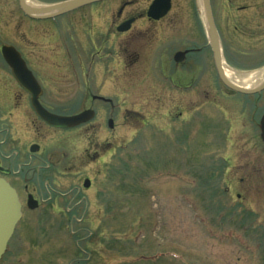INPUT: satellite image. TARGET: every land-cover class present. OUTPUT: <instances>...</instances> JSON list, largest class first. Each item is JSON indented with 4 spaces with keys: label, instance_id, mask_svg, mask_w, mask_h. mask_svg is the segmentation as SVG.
I'll use <instances>...</instances> for the list:
<instances>
[{
    "label": "rangeland",
    "instance_id": "rangeland-1",
    "mask_svg": "<svg viewBox=\"0 0 264 264\" xmlns=\"http://www.w3.org/2000/svg\"><path fill=\"white\" fill-rule=\"evenodd\" d=\"M31 1L52 5L66 0ZM128 1L134 2L129 13L142 12L152 2ZM7 5L20 11L19 0H0V8ZM174 12L181 41L184 28L202 20L200 0H175ZM172 21L173 16L165 23L158 50L170 38ZM19 36L1 34L0 46L20 45ZM109 46L111 51L105 49L100 57L91 47L94 55L82 70L69 57L48 73L52 90L49 76L62 83H56L62 92L48 95L58 101L53 112L84 111L68 102L93 95L108 96L114 105L92 108L99 114L85 128H44V154L32 160L29 153L21 156L19 163L29 164L22 170L28 178L52 166L40 173L43 182H51L44 193L55 196L57 189L65 197L58 195L53 207L44 206L52 215L25 212L2 264H264L263 151L240 143L230 156L213 121L200 123V129V115L192 117L184 136L189 125L171 117L175 109L167 80L154 78L157 66L160 76L168 77L167 52L156 64L155 49L133 46L123 70L124 57L116 54L114 41ZM202 101V94L193 93V110ZM110 119L114 129L108 127ZM57 169L64 172L58 188ZM84 178L91 180V190L84 189ZM28 184L31 188L35 180Z\"/></svg>",
    "mask_w": 264,
    "mask_h": 264
},
{
    "label": "flooded vegetation",
    "instance_id": "flooded-vegetation-1",
    "mask_svg": "<svg viewBox=\"0 0 264 264\" xmlns=\"http://www.w3.org/2000/svg\"><path fill=\"white\" fill-rule=\"evenodd\" d=\"M155 1L152 0L148 8L142 12L129 13L128 9L133 6V1L103 0L46 18L30 16L20 6V11L11 9L9 5L0 8V36L9 32L16 33L20 35L18 38L21 41L18 45L20 47L11 43L0 46V176L17 191L22 218L27 210L32 212L43 210L46 214L52 215L44 206L52 204L53 207L57 197H65L63 192L57 189L52 190L55 196L50 197L48 193L46 195L44 193V190L49 191L48 184L51 182H43L40 173L43 169L51 170L52 166L44 167L28 178L22 170L28 168L29 164L19 163L24 154L29 153L30 160L44 154L43 143L46 136L43 134L44 128L62 130L51 127L42 120L36 106L56 115L74 116L87 110H94L92 108L95 106L105 108L114 105L108 96L93 95L81 99L76 97L74 101L68 102L72 103L73 107L84 108V111L74 114L53 112L50 109L56 107L53 104L58 101L51 100L48 95L49 92H62L56 85L62 83L60 80L56 81L54 76H49L53 85L52 90L50 85H47L48 73L61 67L62 61L69 57L76 61L78 69H84L85 61L94 55L90 54L91 47L97 50L96 55L100 57L105 49L111 51L109 46L111 41L118 47L116 54L124 57L119 64L123 70L128 68V51H131L133 46L136 50L144 48L143 46L155 49L154 52L157 51L158 53H155L159 56L156 64H160L159 59L164 58L163 51L167 52L168 77H161L160 66H157L154 78L157 82L167 80V86L173 94L169 102L175 109L171 117L182 119L185 125H189L185 127L184 136L189 134L193 123L192 117L200 115L198 120L200 129V123L210 120L215 124L216 131L222 132L221 139L227 154L240 143H245L244 147L256 145L264 154L261 129L264 120V0H209L221 54L222 71L225 76L227 70L241 79L237 83L230 81L236 87L235 90L227 87L220 76L208 34L204 1L200 0L201 22L195 21L192 26L184 28L181 41L176 37V28L179 24L178 17L174 15L175 0H170L168 11L159 19L148 16L149 9ZM171 16L173 21L170 38L158 50L163 41L161 36L165 32V23ZM129 40L137 44L131 45ZM5 46L14 47L20 54L33 76L29 85L37 86L35 91L20 84L3 55L2 50ZM98 46L99 49L96 48ZM47 66H50L49 69ZM253 76L254 80H245ZM244 80L251 83L246 85L248 82ZM176 93L181 95L177 99L174 96ZM193 93L203 95L202 103L194 107V110L190 105ZM193 112L197 114L193 116ZM95 113L97 118L99 111ZM111 120L114 122L113 119L109 121ZM91 124L92 121L76 129ZM223 125L226 127L225 130ZM174 127L176 128L175 125ZM16 146H21L22 152H12ZM229 155L232 156L230 153ZM230 156L226 158L233 163L229 166L233 168L234 161ZM98 157L100 154L96 152V158ZM226 166L228 167L227 163ZM63 177L64 172L57 169L56 188ZM33 179L35 184L30 188L28 183ZM86 180L87 178H84L83 187ZM91 189L92 187L87 190ZM30 199L37 203L33 210L29 207Z\"/></svg>",
    "mask_w": 264,
    "mask_h": 264
},
{
    "label": "water",
    "instance_id": "water-1",
    "mask_svg": "<svg viewBox=\"0 0 264 264\" xmlns=\"http://www.w3.org/2000/svg\"><path fill=\"white\" fill-rule=\"evenodd\" d=\"M22 10L34 17L46 18L57 16L71 12L79 7L98 3L103 0H68L54 5H38L36 8H32L27 4V0H19ZM205 9L207 10V24L208 34L211 41V45L215 52V59L219 66L220 76L223 79L224 84L230 89H236L231 82L226 78L221 67V54L219 50L217 33L214 26V21L211 13L209 0H203ZM170 7V0H156L150 7L148 16L153 19H159L162 17ZM3 55L13 69L15 76L19 80L20 84L25 88H30L35 91L37 86L29 85L30 80L33 79L32 74L26 68L24 61L21 59L20 54L14 47H3ZM38 115L49 126L60 129H74L81 125L91 122L96 113L93 110L84 111L74 116H61L48 112L42 107L36 106ZM109 128L113 129L114 122L111 120L108 123ZM263 139H264V120L261 125ZM84 187L89 189L91 187V181L86 180ZM37 203L30 199L29 207L33 210L36 208ZM22 218V208L19 201L17 191L10 185L8 181L0 176V264L3 256L5 255L8 245L15 234L16 227Z\"/></svg>",
    "mask_w": 264,
    "mask_h": 264
},
{
    "label": "bare ground",
    "instance_id": "bare-ground-1",
    "mask_svg": "<svg viewBox=\"0 0 264 264\" xmlns=\"http://www.w3.org/2000/svg\"><path fill=\"white\" fill-rule=\"evenodd\" d=\"M27 4H28L29 6H31L32 8H36L35 3H34L33 1H31V0H27ZM226 77H227V79H228L229 81H232V82H235V83H237V81H239V82L241 81V79L236 78L232 72L227 71V70H226ZM254 78H255V77L253 76V77H251V79L248 78V79H245V80H254ZM245 80H244V81H245ZM245 82H248V83H246V85H249V84L251 83V82H249V81H245Z\"/></svg>",
    "mask_w": 264,
    "mask_h": 264
}]
</instances>
